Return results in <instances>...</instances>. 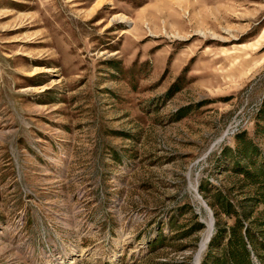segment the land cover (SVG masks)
Listing matches in <instances>:
<instances>
[{
	"label": "rangeland",
	"instance_id": "rangeland-1",
	"mask_svg": "<svg viewBox=\"0 0 264 264\" xmlns=\"http://www.w3.org/2000/svg\"><path fill=\"white\" fill-rule=\"evenodd\" d=\"M263 106L264 0H0V264H203L220 200L264 264L224 156L245 131L264 163Z\"/></svg>",
	"mask_w": 264,
	"mask_h": 264
},
{
	"label": "trees",
	"instance_id": "trees-1",
	"mask_svg": "<svg viewBox=\"0 0 264 264\" xmlns=\"http://www.w3.org/2000/svg\"><path fill=\"white\" fill-rule=\"evenodd\" d=\"M180 89L178 82H175L167 91V96L171 97L176 91ZM264 118V106L261 110ZM263 133H264V128ZM239 144L235 149L227 147L224 150V156L232 154L235 159V165H239L242 161H248L246 165L238 168L247 179H251L255 183H260L262 189H264V163H258L256 155L258 153V147L254 140L247 136L246 132H240L237 136ZM254 166L253 171L250 167ZM261 177V181L259 178ZM205 187L202 186L201 190L205 191ZM224 213L234 219L233 224L228 222L222 223L220 216L215 212V233L211 237L209 244V252L203 261V264H251L250 250L247 246L248 241L256 246L257 236L252 232L249 226H245L243 218L234 208V204L231 200H220ZM248 218L247 215L244 216ZM203 223L197 222L195 224L196 230L203 228ZM160 238H157L154 242H158ZM214 251H219L216 253Z\"/></svg>",
	"mask_w": 264,
	"mask_h": 264
},
{
	"label": "bare ground",
	"instance_id": "bare-ground-1",
	"mask_svg": "<svg viewBox=\"0 0 264 264\" xmlns=\"http://www.w3.org/2000/svg\"><path fill=\"white\" fill-rule=\"evenodd\" d=\"M212 220H213V217L210 218L209 221H207V231L205 232V234H204V236L202 238V241L200 243V252H199V254L202 253V251L204 250V248L208 244L209 238H210V236H211V234L213 232V224L214 223H212Z\"/></svg>",
	"mask_w": 264,
	"mask_h": 264
},
{
	"label": "water",
	"instance_id": "water-1",
	"mask_svg": "<svg viewBox=\"0 0 264 264\" xmlns=\"http://www.w3.org/2000/svg\"><path fill=\"white\" fill-rule=\"evenodd\" d=\"M212 215V214H211ZM212 217H213V215H212ZM213 223H214V217H213Z\"/></svg>",
	"mask_w": 264,
	"mask_h": 264
},
{
	"label": "built area",
	"instance_id": "built-area-1",
	"mask_svg": "<svg viewBox=\"0 0 264 264\" xmlns=\"http://www.w3.org/2000/svg\"><path fill=\"white\" fill-rule=\"evenodd\" d=\"M241 132V131H240Z\"/></svg>",
	"mask_w": 264,
	"mask_h": 264
}]
</instances>
